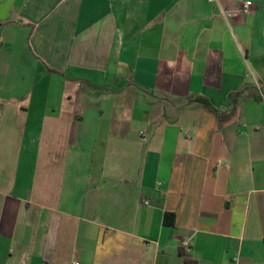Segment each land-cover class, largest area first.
<instances>
[{
    "label": "crops",
    "instance_id": "0c3cea01",
    "mask_svg": "<svg viewBox=\"0 0 264 264\" xmlns=\"http://www.w3.org/2000/svg\"><path fill=\"white\" fill-rule=\"evenodd\" d=\"M185 258L264 264V0H0V264Z\"/></svg>",
    "mask_w": 264,
    "mask_h": 264
},
{
    "label": "built area",
    "instance_id": "2783aa9c",
    "mask_svg": "<svg viewBox=\"0 0 264 264\" xmlns=\"http://www.w3.org/2000/svg\"><path fill=\"white\" fill-rule=\"evenodd\" d=\"M253 6H254V4L251 1H248L245 3V5L240 10H238V11H222V15H223V17H226L229 19L230 18H236V17L241 16V15H248V14H250V11H251ZM141 135H143V133H141ZM144 204L149 205V202L146 201ZM191 245H192L191 239H186L182 242V248L184 250H189L191 248ZM74 264H80V263L75 262Z\"/></svg>",
    "mask_w": 264,
    "mask_h": 264
},
{
    "label": "trees",
    "instance_id": "16d2710c",
    "mask_svg": "<svg viewBox=\"0 0 264 264\" xmlns=\"http://www.w3.org/2000/svg\"><path fill=\"white\" fill-rule=\"evenodd\" d=\"M237 96H240V94H238ZM195 102L200 103V104L204 105L205 107L214 110L218 115L221 114V112L218 111L217 109H215L207 99L200 97V98H197L195 100ZM164 224L168 227H174L175 226V215L171 214V213H166L165 217H164ZM184 264H198V263L194 259L185 258Z\"/></svg>",
    "mask_w": 264,
    "mask_h": 264
}]
</instances>
